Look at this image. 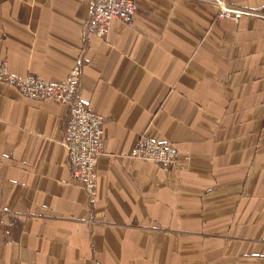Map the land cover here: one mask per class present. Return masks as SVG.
Instances as JSON below:
<instances>
[{
	"label": "crops",
	"instance_id": "crops-1",
	"mask_svg": "<svg viewBox=\"0 0 264 264\" xmlns=\"http://www.w3.org/2000/svg\"><path fill=\"white\" fill-rule=\"evenodd\" d=\"M137 5L101 39L88 0H0V62L52 84L80 65L104 143L89 201L63 147L67 107L0 82V264H264V20ZM142 136L179 164L133 158Z\"/></svg>",
	"mask_w": 264,
	"mask_h": 264
},
{
	"label": "built area",
	"instance_id": "built-area-1",
	"mask_svg": "<svg viewBox=\"0 0 264 264\" xmlns=\"http://www.w3.org/2000/svg\"><path fill=\"white\" fill-rule=\"evenodd\" d=\"M90 15L85 26L86 33L105 39L113 20L133 25L137 0H88ZM217 8L216 20L239 22L243 18L264 20V11L240 8L225 0H197ZM80 65L67 79L52 84L40 78L15 77L8 73L6 64L0 62V82L17 88L28 98L62 104L68 109L67 134L63 141L73 180L80 184L89 201L97 196L98 158L103 154V117L90 110L80 97ZM131 156L147 160L164 168L176 167L181 158L177 149L142 136Z\"/></svg>",
	"mask_w": 264,
	"mask_h": 264
}]
</instances>
